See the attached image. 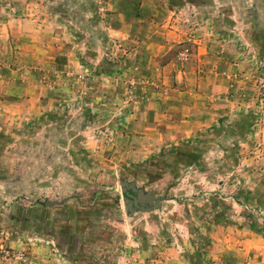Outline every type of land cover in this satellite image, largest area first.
Listing matches in <instances>:
<instances>
[{
	"label": "rangeland",
	"instance_id": "rangeland-1",
	"mask_svg": "<svg viewBox=\"0 0 264 264\" xmlns=\"http://www.w3.org/2000/svg\"><path fill=\"white\" fill-rule=\"evenodd\" d=\"M0 264H264V0H0Z\"/></svg>",
	"mask_w": 264,
	"mask_h": 264
},
{
	"label": "water",
	"instance_id": "water-1",
	"mask_svg": "<svg viewBox=\"0 0 264 264\" xmlns=\"http://www.w3.org/2000/svg\"><path fill=\"white\" fill-rule=\"evenodd\" d=\"M123 202L132 217L134 212L140 211H152L158 207V203L155 201L154 196L150 194H144L140 190L135 189V183L122 186Z\"/></svg>",
	"mask_w": 264,
	"mask_h": 264
}]
</instances>
